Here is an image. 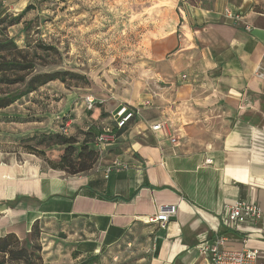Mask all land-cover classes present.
I'll return each instance as SVG.
<instances>
[{"label": "crops", "instance_id": "crops-1", "mask_svg": "<svg viewBox=\"0 0 264 264\" xmlns=\"http://www.w3.org/2000/svg\"><path fill=\"white\" fill-rule=\"evenodd\" d=\"M39 1L0 0V14ZM263 8L159 6L164 31L153 19L146 79L112 102L91 96L83 131L109 128L120 105L139 113L114 144L88 143L98 155L89 171L67 175L32 153L0 151V239L36 243L42 264H209L199 246L221 236L229 250H258L264 264V221L229 227L224 218L241 201L264 213ZM225 9L240 19H225ZM115 160L127 168L105 178ZM169 206L176 214L164 229L146 223Z\"/></svg>", "mask_w": 264, "mask_h": 264}, {"label": "rangeland", "instance_id": "rangeland-1", "mask_svg": "<svg viewBox=\"0 0 264 264\" xmlns=\"http://www.w3.org/2000/svg\"><path fill=\"white\" fill-rule=\"evenodd\" d=\"M202 0H43L22 22L9 29V36L23 50L36 43L52 46L45 67L34 73L71 72L85 78L53 82L0 111V151L31 153L44 150L32 136L62 130L83 139L87 125V95L104 93L112 102L134 82L146 79L149 59L148 33L165 21L162 5H197ZM165 23L162 24V26ZM30 45V46H29ZM42 55L41 51H37ZM24 86H13L18 93ZM7 91V90H6ZM91 136V135H90ZM87 139V137H86ZM93 139V136L90 137ZM32 153L44 159L40 151ZM0 260L2 257L0 256ZM63 263V262H62Z\"/></svg>", "mask_w": 264, "mask_h": 264}, {"label": "trees", "instance_id": "trees-1", "mask_svg": "<svg viewBox=\"0 0 264 264\" xmlns=\"http://www.w3.org/2000/svg\"><path fill=\"white\" fill-rule=\"evenodd\" d=\"M33 7L35 5H28L17 15L0 14V111L11 107L23 97L37 92L50 83L57 81L65 84L67 80L86 82L84 77L71 72L34 73L36 66L45 67L48 64V59L55 52L54 47L36 43L33 50H23L9 36V29L19 25L22 18L34 10ZM38 50L42 52V55L38 54ZM17 85L24 86L25 89L18 93L8 92L10 87ZM108 129L117 137L123 130H117L115 122H111ZM104 130L102 129L98 135ZM84 133L82 140L70 134L65 135L62 130L32 136L28 141H36V144L41 145L44 150L34 148L31 153L40 151L52 169L63 171L67 175L86 173L98 158L97 153L88 144L97 134L89 131ZM90 135L93 136L92 140ZM35 239L37 236L33 233L31 240ZM17 243L10 236L0 239V256L2 257L0 264H42L40 246L32 243L25 248H19ZM89 263L90 260L81 264Z\"/></svg>", "mask_w": 264, "mask_h": 264}, {"label": "built area", "instance_id": "built-area-1", "mask_svg": "<svg viewBox=\"0 0 264 264\" xmlns=\"http://www.w3.org/2000/svg\"><path fill=\"white\" fill-rule=\"evenodd\" d=\"M264 15V8L262 10ZM225 19L229 21H238L240 15L233 14L230 10L225 9ZM264 78V72L258 75ZM87 109L90 110L93 104L91 96L86 98ZM149 103H144L148 106ZM138 108H130L127 105H120L115 114L114 122L117 130L123 129L128 122H130L136 115H138ZM69 123H66L62 129L63 134L67 135L69 130ZM159 125L152 127V130H157ZM118 137L108 128L104 132L95 137L94 144L100 150L107 145H112L117 141ZM127 166L117 160L113 161L104 168V175L107 178L112 172H118L126 169ZM176 214V208L169 206L164 209H159L156 214L146 219V223H155L159 228L164 229L167 223ZM225 223L229 227H239L245 224L256 225L264 221V213L261 208L250 202H235L228 206L225 211ZM154 247V246H153ZM198 252L203 256L209 264H257L259 252L256 249H241L238 251L229 250L226 247V239L223 237H215L209 242H204L199 246Z\"/></svg>", "mask_w": 264, "mask_h": 264}]
</instances>
